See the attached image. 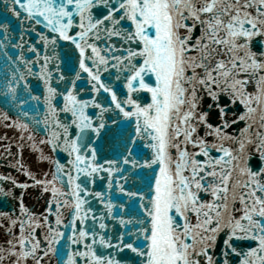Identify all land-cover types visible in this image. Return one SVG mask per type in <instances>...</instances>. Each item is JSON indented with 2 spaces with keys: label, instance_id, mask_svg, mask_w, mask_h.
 <instances>
[{
  "label": "snow or ice",
  "instance_id": "6c2138e0",
  "mask_svg": "<svg viewBox=\"0 0 264 264\" xmlns=\"http://www.w3.org/2000/svg\"><path fill=\"white\" fill-rule=\"evenodd\" d=\"M0 169V264H264V0H0Z\"/></svg>",
  "mask_w": 264,
  "mask_h": 264
},
{
  "label": "water",
  "instance_id": "95a60500",
  "mask_svg": "<svg viewBox=\"0 0 264 264\" xmlns=\"http://www.w3.org/2000/svg\"><path fill=\"white\" fill-rule=\"evenodd\" d=\"M28 154L26 153V156H27ZM0 170H2V169H0ZM33 201H35V199H36V197L35 196H33L32 198H31ZM36 207L38 208L39 207V205H36Z\"/></svg>",
  "mask_w": 264,
  "mask_h": 264
}]
</instances>
